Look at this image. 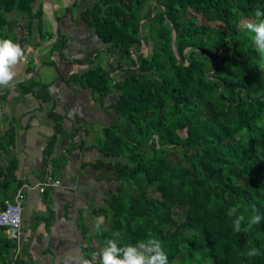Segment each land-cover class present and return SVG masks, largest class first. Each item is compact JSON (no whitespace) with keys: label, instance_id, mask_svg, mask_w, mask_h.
I'll use <instances>...</instances> for the list:
<instances>
[{"label":"trees","instance_id":"trees-1","mask_svg":"<svg viewBox=\"0 0 264 264\" xmlns=\"http://www.w3.org/2000/svg\"><path fill=\"white\" fill-rule=\"evenodd\" d=\"M94 1L83 18L116 61L81 80L102 105L117 95L101 140L107 161L95 165L117 183L94 212L107 226L100 239L158 238L169 264H264V219L247 226L264 217V58L244 27L264 0ZM35 2L0 0V39L17 43L8 13L42 17ZM38 86L24 92L40 97L47 86ZM51 116L57 137L61 117ZM10 184L0 182L1 199ZM3 232L0 253L16 248ZM253 246L259 254L249 257Z\"/></svg>","mask_w":264,"mask_h":264},{"label":"crops","instance_id":"crops-1","mask_svg":"<svg viewBox=\"0 0 264 264\" xmlns=\"http://www.w3.org/2000/svg\"><path fill=\"white\" fill-rule=\"evenodd\" d=\"M94 6V0H36L33 12L42 9L41 18L16 11L6 15L11 23L7 33L25 52L14 80L2 87L4 95L0 90V182L8 178L11 183L0 203L26 185L23 235L12 243V257L5 248L0 253L8 264L18 259L24 264H80V257L91 258L104 247L95 223L102 217L100 229L106 228L105 220L94 212L106 205L117 183L95 165L107 161L101 140L113 123L111 106L117 95L102 105L81 80L92 67L107 69L115 59L83 18ZM29 82L39 84L36 90L47 86L46 92L40 97L25 93ZM55 112L61 117L57 137ZM50 164L61 185L41 191Z\"/></svg>","mask_w":264,"mask_h":264},{"label":"clouds","instance_id":"clouds-1","mask_svg":"<svg viewBox=\"0 0 264 264\" xmlns=\"http://www.w3.org/2000/svg\"><path fill=\"white\" fill-rule=\"evenodd\" d=\"M254 19H249L244 27L249 33H252V43L257 53L264 58V10L257 8L254 10ZM24 49L20 44L11 39H0V86L9 85L15 78L14 71L16 65L23 59ZM245 216L237 217L234 224V231L239 233L241 225L245 222ZM264 219L259 214H252L247 217V226L257 225ZM103 224V218H97L95 228L100 230ZM246 230V229H245ZM114 239H108L104 242V247L94 253L92 257H80V264H95L96 257L99 256L100 264H169L167 253L163 249L162 242L158 238H148L138 241L136 244H126L120 246L118 233L113 234ZM259 250L254 246L247 252L249 257H255Z\"/></svg>","mask_w":264,"mask_h":264},{"label":"built area","instance_id":"built-area-1","mask_svg":"<svg viewBox=\"0 0 264 264\" xmlns=\"http://www.w3.org/2000/svg\"><path fill=\"white\" fill-rule=\"evenodd\" d=\"M61 185L60 181L53 177V167L48 165L47 175L39 185L41 191L53 189ZM26 185L21 187L12 199L4 201V207L0 209V231H5L8 237L18 243L23 235V204L24 190Z\"/></svg>","mask_w":264,"mask_h":264},{"label":"rangeland","instance_id":"rangeland-1","mask_svg":"<svg viewBox=\"0 0 264 264\" xmlns=\"http://www.w3.org/2000/svg\"><path fill=\"white\" fill-rule=\"evenodd\" d=\"M92 9V8H91ZM143 53H144V55L145 56H148L149 55V49L146 47V46H144L143 47ZM112 117H114L115 118V113H112ZM99 138H101V134H100V137ZM113 189H115V187L113 188ZM107 227V226H106ZM106 229V228H105ZM98 231V230H97ZM103 248V247H102ZM12 250H15V249H13V248H10V249H5L4 251H5V253H7L8 255H10V257H12L11 255V251ZM87 251V253H90L91 251H90V247H89V249L88 250H86ZM2 259V262H3V264H8V262H7V260H5V259H3L1 256H0V260ZM17 260H14V262H12V263H15Z\"/></svg>","mask_w":264,"mask_h":264},{"label":"water","instance_id":"water-1","mask_svg":"<svg viewBox=\"0 0 264 264\" xmlns=\"http://www.w3.org/2000/svg\"><path fill=\"white\" fill-rule=\"evenodd\" d=\"M55 16H56V13H55ZM59 32V31H58ZM58 32H57V35H58ZM175 37V36H174ZM144 46H146V45H144ZM147 47V46H146ZM38 62H39V59H38ZM41 66V63L39 62V67ZM0 115H3V112L1 111V109H0Z\"/></svg>","mask_w":264,"mask_h":264}]
</instances>
